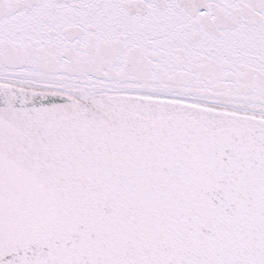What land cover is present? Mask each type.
<instances>
[{
	"label": "snow or ice",
	"instance_id": "1",
	"mask_svg": "<svg viewBox=\"0 0 264 264\" xmlns=\"http://www.w3.org/2000/svg\"><path fill=\"white\" fill-rule=\"evenodd\" d=\"M0 264H264V0H0Z\"/></svg>",
	"mask_w": 264,
	"mask_h": 264
}]
</instances>
